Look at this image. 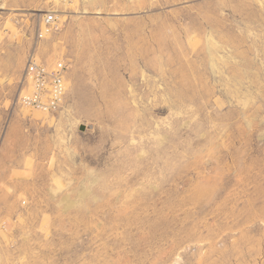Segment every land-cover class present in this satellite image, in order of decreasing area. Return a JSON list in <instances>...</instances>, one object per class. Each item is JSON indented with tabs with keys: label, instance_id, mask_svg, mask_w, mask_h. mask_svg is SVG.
<instances>
[{
	"label": "rangeland",
	"instance_id": "1",
	"mask_svg": "<svg viewBox=\"0 0 264 264\" xmlns=\"http://www.w3.org/2000/svg\"><path fill=\"white\" fill-rule=\"evenodd\" d=\"M0 264H264V0H0Z\"/></svg>",
	"mask_w": 264,
	"mask_h": 264
},
{
	"label": "built area",
	"instance_id": "2",
	"mask_svg": "<svg viewBox=\"0 0 264 264\" xmlns=\"http://www.w3.org/2000/svg\"><path fill=\"white\" fill-rule=\"evenodd\" d=\"M45 22L53 25L56 22L55 15H47ZM66 70L67 65L63 60L48 65L34 57L30 59L25 69L27 90L20 96L21 103L45 113L55 112L66 94Z\"/></svg>",
	"mask_w": 264,
	"mask_h": 264
}]
</instances>
